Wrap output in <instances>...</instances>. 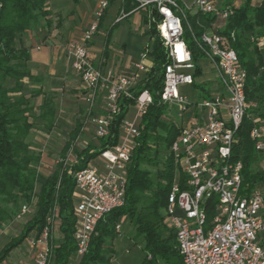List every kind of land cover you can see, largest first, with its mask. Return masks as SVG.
<instances>
[{
  "label": "built area",
  "instance_id": "2783aa9c",
  "mask_svg": "<svg viewBox=\"0 0 264 264\" xmlns=\"http://www.w3.org/2000/svg\"><path fill=\"white\" fill-rule=\"evenodd\" d=\"M134 2L137 5L134 11L144 10L147 16L154 11L159 16L155 28L167 57L160 101L179 116L178 134L170 148L175 174L163 214L175 236L182 264H264V185L244 189L242 164L232 160L235 135L247 108L246 72L225 38L207 31L196 42L203 59L216 73L219 90L200 100L189 99L179 90L182 86L193 87L196 82L195 66L183 39L182 22L186 14L219 15L225 20L232 13V6L221 10L214 0ZM107 6V0L97 2L94 18L81 31L78 40L65 44L63 56L68 68L79 78L87 105L84 124L91 127L97 141L109 136L121 99L133 100L135 111L132 117H127L129 107L119 124L117 143L97 157L102 164L90 162L73 175V195L77 192L73 204L75 252L68 264L79 263L88 250L97 223L123 206L126 169L139 137L138 125L152 103L148 91L143 90L136 98L132 93L150 71L148 47L126 74L104 67L101 55L96 56L90 50ZM122 17L126 15L120 12L115 22ZM257 45L263 48L264 38L258 39ZM98 106L102 113L97 111ZM187 114L190 117H185ZM253 123L249 137L255 150L264 155V125H259L258 120ZM74 148L75 143L69 155ZM69 155L61 161L64 165ZM28 208L29 205H23L20 214ZM56 217L54 207L41 230L27 239L30 262L23 264L51 262L56 247ZM115 228L119 231L120 225Z\"/></svg>",
  "mask_w": 264,
  "mask_h": 264
},
{
  "label": "trees",
  "instance_id": "16d2710c",
  "mask_svg": "<svg viewBox=\"0 0 264 264\" xmlns=\"http://www.w3.org/2000/svg\"><path fill=\"white\" fill-rule=\"evenodd\" d=\"M107 1L109 6L116 0ZM136 6L134 0H120L119 13L123 12L126 17L131 16L136 12ZM226 6H231V3L228 2ZM106 10L98 28L101 27ZM158 20L159 16L154 11L142 18L143 23L148 25L143 34L149 39L148 57L151 67L132 93L136 98L140 92L146 90L152 103L138 125L139 137L126 169L124 204L97 223L88 250L78 264H111L114 249L108 242L116 238L119 231L115 227L121 218H127L133 225L135 237L143 238L144 258L141 264H182L175 236L165 223L164 214L162 215L175 174L170 148L177 137L179 123L175 118L176 111L160 101L167 57L156 33ZM118 23L119 21L113 23L111 28ZM52 26L47 0H0V231L5 223L17 215L19 203H30L35 185L40 184L36 195V219L23 230L21 237L1 250L0 262L24 241L29 231L35 229L38 233L46 217L56 207L60 222L57 232L62 238L58 245L54 241L56 247L49 264L69 263L75 252L72 237L75 223L73 175L95 160L104 149L117 143L119 124L126 117L129 107L134 105L133 100L121 99L118 102L119 112L113 116L107 138L99 140L97 146H89L81 151L74 148L77 158L75 163H70L68 169L58 163L51 174L40 179L39 157L26 141L28 135L35 131L49 132L54 117L53 111L48 107V99L44 98L42 113L37 117L44 124L38 126V120L31 116L32 108L22 94L23 81L34 79L27 66L28 50L23 47L22 38L25 33L37 28L50 31ZM182 26L183 39L195 66V80L201 76L197 62L203 59L196 42L207 31L227 40L229 48L237 55L239 65L245 70L244 93L247 108L235 135L232 160L242 164L244 189L263 186L264 172L254 167H258L264 155L255 150L249 133L254 126V120H258L259 125H264V50L257 45L258 39L264 38V0H243L238 7L232 6V13L225 20L219 15L188 12ZM110 36L111 29L107 31L104 39L101 53L103 65L109 56ZM11 81L13 89L8 91L5 85ZM193 87L198 89L200 85L195 82ZM10 92H19L20 95L11 101L8 97ZM205 93L208 97V93ZM77 134L79 125L65 145V153Z\"/></svg>",
  "mask_w": 264,
  "mask_h": 264
},
{
  "label": "rangeland",
  "instance_id": "374dc122",
  "mask_svg": "<svg viewBox=\"0 0 264 264\" xmlns=\"http://www.w3.org/2000/svg\"><path fill=\"white\" fill-rule=\"evenodd\" d=\"M186 1L188 3L190 2V0ZM64 3L67 10H60L58 12L62 11L61 13L64 15L70 12V14H73V18L78 25L81 23L84 25L90 19L94 18V10L97 4L96 0H65ZM118 10L119 2L117 0L109 4L95 38L99 42H104L107 31L111 29L109 56L112 61L113 59L137 60L139 54L149 45L148 36L143 34L148 29V25L142 21L146 13L144 10H139L131 16L122 17L119 23L111 28L113 23H115V18L118 16ZM67 21V23L72 24V21ZM54 23L59 22L56 20ZM27 35L28 33H25L24 36ZM16 46L18 47L19 44ZM261 50H264V47ZM198 65L203 69V76L198 80L200 88L197 89V92L191 86H182L179 88L182 94L192 100L205 98V91L209 94H214V92L219 90L216 73L209 70L206 61L200 59ZM30 82L28 79L24 80L23 86H25V89L22 94L26 98L28 106L32 108L31 116L35 117V120H38V115L42 113L41 104L44 97L48 99V107L53 111L54 117L53 125L49 132L35 131L33 133L34 136L28 139L31 149L39 157L38 176L42 179L51 174L58 163H61L65 169H68L70 163L73 164L77 161L75 150L81 151L89 146H97L98 141L95 139L91 127L84 124L87 105L84 94L78 88V81L76 79L68 77L67 82L63 77L54 79L53 82L45 87L43 97L41 91L29 89V86H31ZM75 88H78V90H75ZM134 111V107H131L127 117H132ZM175 116L179 121V116L177 114ZM77 125H79V134L69 144L70 149L75 143V150L69 155V149L67 153L63 149L68 144L70 136ZM68 155L67 163L64 165V162L61 161L65 160ZM91 164L101 165L102 161L97 158ZM257 168L264 172V159L259 163L258 167H254V169ZM39 185V183L35 185L34 196L30 203H19L17 215L11 221L5 223L3 229L0 231V254L5 246L13 244L16 239L21 237L23 230H26L36 219V195L39 190ZM76 197L77 192L75 191L73 204L76 202ZM23 205H29V208L25 213L20 214V209ZM59 223V219L56 217L54 231L56 245L61 242L62 238L60 233L57 232ZM118 224L120 225V230L116 238L108 242L114 249L111 264H141L144 258L142 251L143 238L134 236L133 225L127 218H121ZM36 232L35 229L29 231L24 241L12 249L0 264L29 263L30 251L27 239L33 237Z\"/></svg>",
  "mask_w": 264,
  "mask_h": 264
},
{
  "label": "crops",
  "instance_id": "0c3cea01",
  "mask_svg": "<svg viewBox=\"0 0 264 264\" xmlns=\"http://www.w3.org/2000/svg\"><path fill=\"white\" fill-rule=\"evenodd\" d=\"M98 1L100 0H96V2ZM117 1L120 5V0ZM242 1L243 0H214L216 6L220 8L225 7L228 2L231 3V6L238 7ZM64 2L65 0H47V9L51 12V19L53 23L50 31L43 28H37L32 32H27L28 35L23 36L22 38L23 47L28 50L29 60L27 62V66L30 70V73L34 77L33 80H30L31 86H29V89L41 91L42 97L44 96L43 94H45V87L58 77H63L66 82L68 77L76 79L78 81V88H80L81 92L83 93L78 76L72 72L66 64L63 56V47L70 40H78L81 31L92 19H90L84 25L82 23L78 25L73 18V14H70V12L66 13L65 15L61 13L62 11L58 12L60 10H67ZM56 20L59 23H54ZM67 20L72 21V24L67 23ZM103 44L104 42H99L97 38L94 37L93 41L89 45L91 52L96 56H100L103 50ZM30 51L32 54H30ZM135 61L136 60L124 59H113L112 61L109 56L104 67L111 69L114 72L126 74L131 71L132 65ZM205 61L209 70L215 72L207 60ZM197 66L201 69V76L199 77L201 78L203 76V69L198 65V62ZM199 78L196 80L197 84ZM78 88H75V90H78ZM5 89L8 91L12 90L13 82H7ZM24 89L25 86H23L22 91H24ZM19 95V92H10L8 97L12 101V99H17ZM97 111L102 113L99 106L97 107ZM38 116H40V114ZM185 117H190V115L187 114ZM37 123L40 126L44 124V121L38 120ZM31 136H34L33 133L28 135L26 142H29L28 139Z\"/></svg>",
  "mask_w": 264,
  "mask_h": 264
},
{
  "label": "snow or ice",
  "instance_id": "6c2138e0",
  "mask_svg": "<svg viewBox=\"0 0 264 264\" xmlns=\"http://www.w3.org/2000/svg\"><path fill=\"white\" fill-rule=\"evenodd\" d=\"M178 52H180V46H178ZM181 56H182V54H181Z\"/></svg>",
  "mask_w": 264,
  "mask_h": 264
}]
</instances>
